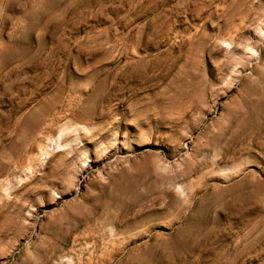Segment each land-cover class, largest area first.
Wrapping results in <instances>:
<instances>
[{
  "label": "rangeland",
  "instance_id": "374dc122",
  "mask_svg": "<svg viewBox=\"0 0 264 264\" xmlns=\"http://www.w3.org/2000/svg\"><path fill=\"white\" fill-rule=\"evenodd\" d=\"M0 264H264V0H0Z\"/></svg>",
  "mask_w": 264,
  "mask_h": 264
}]
</instances>
